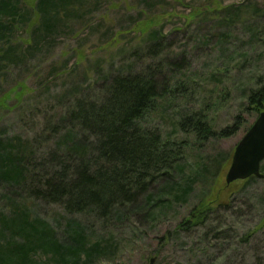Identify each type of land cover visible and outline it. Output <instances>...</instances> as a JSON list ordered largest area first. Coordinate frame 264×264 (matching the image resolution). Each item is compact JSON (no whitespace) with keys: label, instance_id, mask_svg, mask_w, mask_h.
<instances>
[{"label":"rangeland","instance_id":"374dc122","mask_svg":"<svg viewBox=\"0 0 264 264\" xmlns=\"http://www.w3.org/2000/svg\"><path fill=\"white\" fill-rule=\"evenodd\" d=\"M37 1L23 0L32 11L30 20L18 19L13 35L0 44V54L9 48L0 57L3 144L19 140L27 147L33 141L35 158L52 148L57 134L51 127L72 99L94 95L109 74L148 63L143 50L153 40L149 32L160 29L167 45L164 58L180 56L188 65L184 79L180 72L173 79V86L183 83L188 98L159 102L145 124L163 137L183 139L188 147L178 174L149 189L146 197L153 205L148 212L138 209L108 227L28 199L3 183L0 211L9 214L22 204L30 221L44 223L64 243L67 263L72 257L64 251L65 234L69 224L77 223L85 227L84 249L106 241L113 245L89 264H148L151 257L155 264H264V179L225 183L234 149L258 116L243 107L247 90L264 86V0H67L50 9L58 21L42 31ZM222 6L232 9L219 16L215 11ZM200 109L215 131L232 126L238 115L241 119L232 134L198 144L193 135L177 132L176 120L180 113ZM263 166L264 160V174ZM201 200L221 206L199 224L178 227ZM45 257L39 251L34 264Z\"/></svg>","mask_w":264,"mask_h":264},{"label":"trees","instance_id":"16d2710c","mask_svg":"<svg viewBox=\"0 0 264 264\" xmlns=\"http://www.w3.org/2000/svg\"><path fill=\"white\" fill-rule=\"evenodd\" d=\"M65 1L36 2L40 31L58 21L49 11ZM230 9L232 6H222L215 12L220 16ZM31 13L24 8L23 0H0L1 45L17 29L18 19L28 20ZM149 35L153 40L143 50V58L149 62L137 70L131 67L109 74L98 82L92 96H75L51 127L57 134L52 148L35 158L33 141L26 147L19 140H7L5 145L0 140V183L11 190L17 188L28 199L59 205L69 215H83L91 224L108 227L138 209L147 213L153 205L152 197H146L149 189L159 180H170L178 174L188 147L183 139L163 137L157 127L145 124L159 102L171 104L172 100L188 98L183 83L173 86L174 73L180 72V79H184L188 65L180 56L164 58L167 45L160 29L151 30ZM8 51L9 48L3 50L0 57L4 58ZM245 102L244 112L258 115L264 110V86L248 89ZM239 119L238 115L232 126L215 131L200 109L180 113L176 129L203 144L232 134ZM217 206L221 205L201 200L178 227L201 223L207 212ZM84 231L85 227L77 223L68 225L64 240L68 247L64 251L72 260L67 263L61 253L64 243L60 244L44 223L30 221L22 204L12 207L9 214L0 211V264H34L39 251L46 256L42 264L52 263L56 255L59 259L54 264H89L100 251L113 248L106 241L105 245L97 243L84 249ZM48 251L53 253L51 257L46 255Z\"/></svg>","mask_w":264,"mask_h":264},{"label":"water","instance_id":"95a60500","mask_svg":"<svg viewBox=\"0 0 264 264\" xmlns=\"http://www.w3.org/2000/svg\"><path fill=\"white\" fill-rule=\"evenodd\" d=\"M264 160V110H262L249 129L236 145L229 168L225 175L227 185L235 181H243L250 177L263 179L260 171ZM155 264V257L148 260Z\"/></svg>","mask_w":264,"mask_h":264}]
</instances>
